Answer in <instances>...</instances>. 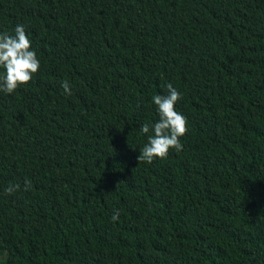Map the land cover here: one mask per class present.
I'll return each instance as SVG.
<instances>
[{"label": "trees", "instance_id": "16d2710c", "mask_svg": "<svg viewBox=\"0 0 264 264\" xmlns=\"http://www.w3.org/2000/svg\"><path fill=\"white\" fill-rule=\"evenodd\" d=\"M20 24L40 68L0 91V264H264V0H0ZM168 83L182 151L138 162Z\"/></svg>", "mask_w": 264, "mask_h": 264}, {"label": "clouds", "instance_id": "9594fccd", "mask_svg": "<svg viewBox=\"0 0 264 264\" xmlns=\"http://www.w3.org/2000/svg\"><path fill=\"white\" fill-rule=\"evenodd\" d=\"M0 67L4 72L0 74V91L7 94L15 92L20 86L26 85L38 72L40 62L36 52L31 48L25 26L20 24L15 27L14 35L0 33ZM65 93H70L67 81L61 84ZM167 94L154 95L152 101L155 104L159 120L154 124L145 123L141 126V131L148 134L147 143L139 151L138 162L153 163L155 159H166L169 150L182 151L183 145L180 137L184 136L186 128V118L175 110V105L181 99V94L171 83L166 85ZM30 181L25 182V189L30 187ZM19 184H9L4 190L6 195H11L18 191ZM118 219V212L113 216V220Z\"/></svg>", "mask_w": 264, "mask_h": 264}]
</instances>
